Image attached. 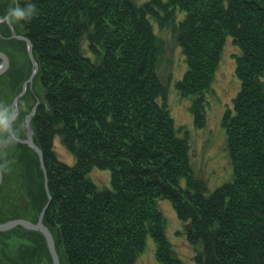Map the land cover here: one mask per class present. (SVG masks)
<instances>
[{
    "label": "trees",
    "instance_id": "obj_1",
    "mask_svg": "<svg viewBox=\"0 0 264 264\" xmlns=\"http://www.w3.org/2000/svg\"><path fill=\"white\" fill-rule=\"evenodd\" d=\"M13 0H0V16ZM24 3L25 0H20ZM36 15L11 25L32 44L36 74L23 95L22 117L33 104V140L42 150L50 203L42 222L53 234L59 264H136L155 242L162 264H182L156 205L167 198L186 222L195 264H264V0H34ZM182 16L177 19V13ZM169 26L186 60L175 87L193 96L204 122L225 41L239 48V90L221 116L232 178L209 190L193 172L189 141L179 136L158 77L162 41L151 19ZM0 99L12 101L31 73L26 40L0 23ZM25 120L20 138L25 136ZM74 157H57L54 138ZM1 142V141H0ZM110 169V187L89 172ZM44 169L26 143L0 144V223L35 222L47 202ZM13 184L27 206L10 210ZM6 243L8 246H6ZM7 249H4V246ZM46 238L17 225L0 231V264H51Z\"/></svg>",
    "mask_w": 264,
    "mask_h": 264
},
{
    "label": "rangeland",
    "instance_id": "obj_2",
    "mask_svg": "<svg viewBox=\"0 0 264 264\" xmlns=\"http://www.w3.org/2000/svg\"><path fill=\"white\" fill-rule=\"evenodd\" d=\"M142 3L146 0H135ZM182 12L177 13V19ZM154 33L162 41V53L157 64V73L161 82L166 85L167 109L175 120V126L179 136H186L189 141V156L195 175L207 185L209 190L232 178V162L228 150H226L225 129L221 125L223 111L231 106L232 97L239 90V78L235 74V55L239 54V48L228 38L221 51L218 67L210 84V89L204 92V122L197 125L194 113L190 109L193 96H183L175 87L178 79H181L186 70L185 55L180 44L177 43L169 26L160 25L154 18L151 19ZM264 81V74L262 76ZM26 124V121H25ZM25 127V125H24ZM26 133V127H25ZM26 136V135H25ZM24 136V137H25ZM20 138V137H19ZM2 143L5 146L7 143ZM54 148L57 157L68 163H73L74 157L61 143L59 136L54 138ZM89 177L97 188L110 187V169L93 168ZM8 194L4 196L3 203L11 210H22L27 206L24 193L17 185L13 184ZM156 205L165 217V234L170 241L172 249L182 260V264H195L193 256L195 249L185 238L186 222L177 217L171 202L164 197L156 200ZM142 252L136 258V264H162L155 258V242L150 237ZM6 244V243H4ZM3 244V246H4ZM6 246H8L6 244ZM4 246V249L7 247Z\"/></svg>",
    "mask_w": 264,
    "mask_h": 264
},
{
    "label": "water",
    "instance_id": "obj_3",
    "mask_svg": "<svg viewBox=\"0 0 264 264\" xmlns=\"http://www.w3.org/2000/svg\"><path fill=\"white\" fill-rule=\"evenodd\" d=\"M0 22H2V19H0ZM10 29L12 30V36L16 37V38H20L23 40H26L27 42V51H28V55L30 58V62H32V68H31V73L30 75L27 77V79L22 83V88L21 90L17 93V96L14 97L13 101L17 102V99L23 95V93L25 92L26 88H27V84L29 82L32 81L33 76L36 73L37 70V62H35L33 54H32V44L31 41L28 40V38L17 34L15 32V30H13V28L10 25ZM9 66V59L8 56L6 54V52H2L0 51V75L5 72V70L8 68ZM38 105V101H36V103L32 106V108L30 109V111L28 112V114L26 115V136L25 138H18L17 140L26 143L27 145L31 146L37 153V156L39 158L40 161V167H42V169H44V158L42 156V150L40 148H38V146L35 144L32 134H33V128L30 125V119H31V114L33 113V111L36 109ZM45 169H44V180H45V190L47 192V202L46 204L43 206V208L40 211V214L37 218V220L35 222H31L30 220H28L27 218H11V220H6V221H2L0 223V231L1 230H9L12 229V227L20 225L23 226L27 229H35L40 231L41 233H43V235L46 238V244L48 245V249L50 252V255L52 257V263L51 264H59V256L55 250V244H54V238H53V234L50 232V230L48 229V227L46 226L45 223L42 222V218H43V214H44V210L45 208L49 205L50 203V193L49 190L47 189V179H46V174H45ZM1 179H2V171L0 170V183H1Z\"/></svg>",
    "mask_w": 264,
    "mask_h": 264
},
{
    "label": "clouds",
    "instance_id": "obj_4",
    "mask_svg": "<svg viewBox=\"0 0 264 264\" xmlns=\"http://www.w3.org/2000/svg\"><path fill=\"white\" fill-rule=\"evenodd\" d=\"M37 5L34 0H13L12 4L2 14L4 23L15 25L31 20L37 13ZM24 102L5 101L0 99V141L8 145L15 144L21 134V127L26 117L21 116Z\"/></svg>",
    "mask_w": 264,
    "mask_h": 264
}]
</instances>
